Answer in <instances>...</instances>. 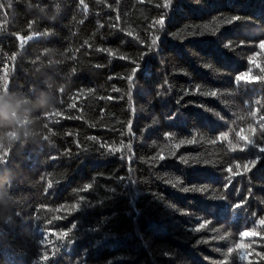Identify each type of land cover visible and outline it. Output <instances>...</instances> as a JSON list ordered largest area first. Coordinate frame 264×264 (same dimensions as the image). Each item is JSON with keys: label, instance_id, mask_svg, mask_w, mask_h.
<instances>
[{"label": "trees", "instance_id": "1", "mask_svg": "<svg viewBox=\"0 0 264 264\" xmlns=\"http://www.w3.org/2000/svg\"><path fill=\"white\" fill-rule=\"evenodd\" d=\"M262 41L264 0H0V264H264Z\"/></svg>", "mask_w": 264, "mask_h": 264}, {"label": "snow or ice", "instance_id": "2", "mask_svg": "<svg viewBox=\"0 0 264 264\" xmlns=\"http://www.w3.org/2000/svg\"><path fill=\"white\" fill-rule=\"evenodd\" d=\"M158 23H159L161 26H163V23H164V22H163V20H161V21H159ZM129 35H131V33H129ZM153 43H155V41H154ZM259 47L262 48V49H264V41H262V42L260 43ZM251 62H254V61H251ZM129 79L131 80L132 78L129 77ZM252 79H253V78L250 77L248 73H242V74H240V75L237 77V80H238V81L244 80V81L247 82V81H251ZM244 140H245V142H246L247 144H252V143H253V141L248 140L247 137H244ZM259 150H260L261 152H264V148H260ZM161 159H163V157H161ZM260 223H261V224H264V220H261ZM202 228H204V225H203V224L200 225V229H202ZM197 230H199V229H197ZM254 235H257V233L252 232V231H243V232L240 233V236H241V237L254 236ZM238 247H240V246H238ZM229 251H231V249H230ZM240 259H243V255L240 256Z\"/></svg>", "mask_w": 264, "mask_h": 264}, {"label": "clouds", "instance_id": "3", "mask_svg": "<svg viewBox=\"0 0 264 264\" xmlns=\"http://www.w3.org/2000/svg\"><path fill=\"white\" fill-rule=\"evenodd\" d=\"M7 109L5 108V102L0 99V117H6Z\"/></svg>", "mask_w": 264, "mask_h": 264}]
</instances>
